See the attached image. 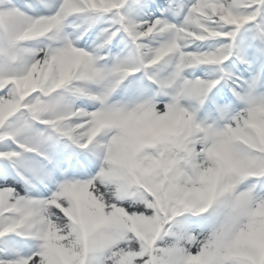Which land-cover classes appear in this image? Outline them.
<instances>
[{
  "label": "snow or ice",
  "instance_id": "6c2138e0",
  "mask_svg": "<svg viewBox=\"0 0 264 264\" xmlns=\"http://www.w3.org/2000/svg\"><path fill=\"white\" fill-rule=\"evenodd\" d=\"M0 264H264V0H0Z\"/></svg>",
  "mask_w": 264,
  "mask_h": 264
}]
</instances>
